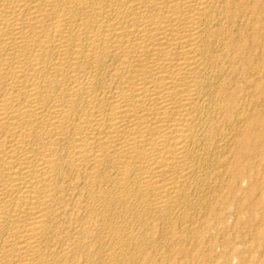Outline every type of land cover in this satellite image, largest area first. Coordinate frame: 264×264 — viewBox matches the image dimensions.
<instances>
[{
	"label": "bare ground",
	"instance_id": "1",
	"mask_svg": "<svg viewBox=\"0 0 264 264\" xmlns=\"http://www.w3.org/2000/svg\"><path fill=\"white\" fill-rule=\"evenodd\" d=\"M0 264H264V0H0Z\"/></svg>",
	"mask_w": 264,
	"mask_h": 264
}]
</instances>
